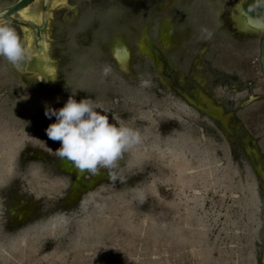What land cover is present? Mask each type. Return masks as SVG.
<instances>
[{
    "label": "rangeland",
    "instance_id": "obj_1",
    "mask_svg": "<svg viewBox=\"0 0 264 264\" xmlns=\"http://www.w3.org/2000/svg\"><path fill=\"white\" fill-rule=\"evenodd\" d=\"M14 1L0 0V9ZM92 1L52 2L53 6L71 4L76 11L67 23L61 19L51 23L48 38L52 49L61 41L66 57L82 59L113 58L114 54L126 59L129 52L130 71L142 73V77L144 70L149 72L150 59L158 57L159 77L165 82L163 70L168 61L181 65V70L189 63L187 48H193V54L206 49L204 56L217 65L221 60L216 48L233 47L234 39L222 17L231 6L223 0L216 11L211 10L213 0H185L180 7L190 10L185 16L179 12L171 15L168 5L156 13V6L165 4L162 0ZM39 4L36 0L34 5L39 8ZM26 9L17 16L24 18ZM241 11L251 23L264 22L254 11ZM10 23L28 47L29 32ZM11 65L0 57V112L23 107L33 112L39 104L61 107L55 95L28 93L17 85ZM128 88L122 97L125 107L121 115L109 113L111 120L118 119L140 134L139 142L130 146L133 154L123 176L101 179L100 187L88 193L78 209L69 213L54 209L40 225L10 229L0 224V264H264L260 162L246 158L243 146L230 134V126L224 131L212 117L164 87L157 94ZM228 96L225 107L231 109L234 105L227 104ZM253 106L239 109L237 115L244 120ZM39 120V114L31 113L30 122ZM252 120L251 135L258 137L264 155V117L255 123ZM45 121L53 123L55 117L45 116ZM30 127L29 134L21 137L19 129H1L0 162L5 164L6 159L17 156L26 140L39 142L37 130ZM17 138L18 150L10 151ZM261 169L264 171V165ZM7 179L0 178V183ZM49 180L46 188L38 187L36 192L45 190L49 195L57 189L58 183Z\"/></svg>",
    "mask_w": 264,
    "mask_h": 264
},
{
    "label": "flooded vegetation",
    "instance_id": "obj_2",
    "mask_svg": "<svg viewBox=\"0 0 264 264\" xmlns=\"http://www.w3.org/2000/svg\"><path fill=\"white\" fill-rule=\"evenodd\" d=\"M38 1L39 8L33 3L24 12L25 17H20L35 24L36 27L16 24L30 34V45L27 47L29 56L18 68L12 67L16 73L17 85H21L28 93L33 91L44 97L55 95L61 107L62 103L66 102L68 97L74 93L77 101L89 97L94 99L99 106L97 110L102 112L105 110L104 113L108 117L111 116L110 114L121 115L123 112L121 109L125 107L122 97L128 87L131 91L144 88L156 94L159 93L160 87H164L173 96L177 95L183 98L189 106L197 109L200 113L212 117L224 131L228 129L227 125L230 126V134L243 146L246 158L250 161L260 162L258 163L259 172L264 177V171L261 169V166L264 165V155L260 151L258 137L254 138L251 135V129H249L252 119L255 123L258 118L264 117V73L260 69V40L264 34V22L262 24L251 23L248 21L247 15L241 11L242 9H245L247 13L254 11L264 20L263 0H223L226 6H231L230 9L224 11L222 17L225 18V22L227 21L234 39L233 47H228L225 50L222 47L216 48L215 53L221 60V63L217 65L212 62V59H207L204 56L206 49L200 48L196 54H193L194 49L187 48L189 63L184 64L185 68L181 70V65L174 63L170 65L168 61L163 70L167 80L165 82H162L159 77L158 57L150 59L152 64L149 72L144 70L145 75L143 74L142 77V73L130 71L129 52L127 53L128 59L119 58L115 54L113 58L82 59L66 57V46H61V41L55 45L56 48L52 49L48 38L49 29L52 27L51 23L55 24L59 19L67 23L76 16V11L68 3L60 2L53 6L54 0ZM68 1L70 2V0ZM87 1L91 2L92 0ZM184 1L162 0L165 4L156 6L155 12L164 10L168 5L171 15H175V12L184 16L188 15L190 10L180 8ZM219 1L221 0H213L212 11L217 8ZM184 6L186 8V5ZM254 6L260 7L262 14L256 13ZM239 8H241L240 13H238ZM184 12L186 13L184 14ZM56 28L60 29L61 27L56 25ZM59 33L58 38L60 39L63 35L62 31ZM63 50L65 54L62 52ZM51 52L54 57L50 56ZM154 54L158 55L157 51ZM126 60L127 62H125ZM140 65L143 68V64L140 63ZM140 70L142 71L141 68ZM229 93H231L230 96H228ZM15 94H17V90L13 88L12 95ZM43 96L38 98H43ZM227 96V104L234 105V107H230L231 109L225 107ZM218 97L219 99H217ZM44 101L42 100V102ZM257 102L261 103L255 107L254 104ZM248 106H253L255 109L248 112L250 115L243 120L237 115L238 110H243ZM30 108L32 107L30 106ZM36 109L33 112L31 110L24 111L23 107L17 109L16 112H13L14 109L0 112V131L2 128L19 129L21 137L29 134L28 129L32 126L40 135L35 134L38 136L36 138L39 139V142L32 143L31 140H26L23 147L19 149L18 155H15L16 157L13 155L12 160L11 158L6 159L8 163L0 162V168H2L0 178L5 179L7 176L9 179L0 183V224L10 229L13 226L40 225L41 221L46 219L54 209H60L66 213L78 209L87 194L100 187L101 179L112 181L121 178L122 172L127 169L128 158L133 154L132 148L129 147L111 169H101L98 174L82 172L75 168L70 161L55 154L54 150L60 146V142L49 139L45 132L47 126L52 122L45 121V107L39 104ZM217 109L221 110L224 121L211 113V111L216 112ZM31 113L39 114L40 120L35 124L30 122ZM226 115H228L227 119ZM109 122L122 125L118 119L111 120L109 118ZM18 139L12 141L10 151L18 150V145H16L20 141ZM10 165L11 168H9ZM48 179L53 183H58L55 185L58 186L57 189L49 195L45 190L42 193H37L38 187L46 188ZM57 180L59 182H56ZM46 204L51 206L47 208Z\"/></svg>",
    "mask_w": 264,
    "mask_h": 264
},
{
    "label": "clouds",
    "instance_id": "obj_3",
    "mask_svg": "<svg viewBox=\"0 0 264 264\" xmlns=\"http://www.w3.org/2000/svg\"><path fill=\"white\" fill-rule=\"evenodd\" d=\"M16 29L10 22L0 20V57L19 67L29 56ZM94 99H75V93L59 109L46 107L45 116L55 117L45 132L49 139L59 141L55 154L66 159L82 172L98 174L111 169L132 144L139 142L138 131L109 122Z\"/></svg>",
    "mask_w": 264,
    "mask_h": 264
},
{
    "label": "water",
    "instance_id": "obj_4",
    "mask_svg": "<svg viewBox=\"0 0 264 264\" xmlns=\"http://www.w3.org/2000/svg\"><path fill=\"white\" fill-rule=\"evenodd\" d=\"M35 2L36 0H17L16 2L12 4L7 5L3 9H0V20L12 22V23L19 24L25 27L35 28L36 27L35 24H32L31 22L16 16V14L25 10L26 8H28L31 4ZM254 10L256 13H262V10L258 6H254ZM260 50H261L260 69L264 73V34L262 35L261 40H260ZM211 113L215 115L216 117H219L220 119H222V121L225 120L222 116L220 109H217L216 112L211 111ZM227 117L228 115L225 116L226 119ZM262 262L264 263V255H263Z\"/></svg>",
    "mask_w": 264,
    "mask_h": 264
},
{
    "label": "bare ground",
    "instance_id": "obj_5",
    "mask_svg": "<svg viewBox=\"0 0 264 264\" xmlns=\"http://www.w3.org/2000/svg\"><path fill=\"white\" fill-rule=\"evenodd\" d=\"M127 56H128V54H127ZM129 57V56H128Z\"/></svg>",
    "mask_w": 264,
    "mask_h": 264
}]
</instances>
